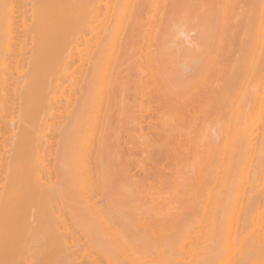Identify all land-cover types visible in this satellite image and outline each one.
<instances>
[{
    "label": "bare ground",
    "instance_id": "6f19581e",
    "mask_svg": "<svg viewBox=\"0 0 264 264\" xmlns=\"http://www.w3.org/2000/svg\"><path fill=\"white\" fill-rule=\"evenodd\" d=\"M263 69L264 0H0V264H264Z\"/></svg>",
    "mask_w": 264,
    "mask_h": 264
},
{
    "label": "rangeland",
    "instance_id": "374dc122",
    "mask_svg": "<svg viewBox=\"0 0 264 264\" xmlns=\"http://www.w3.org/2000/svg\"><path fill=\"white\" fill-rule=\"evenodd\" d=\"M138 41H139V40H138ZM139 43H141V42H138V44H139ZM139 45H140V47H142V44H139ZM81 47H82V46H81ZM83 48H85V46H83ZM168 58H169V57H168ZM134 59H135V56H134V55L131 56L130 58H126L125 62H126L127 60H128V61H127L126 63H124L125 65H123L122 67H125V66H128L129 64H132L133 61L135 62ZM164 60H166V59L163 58L162 60H160V61H161V62H159V65H160L159 67H160V68H163V67L168 66V65L170 64V62H171L170 58L167 59V61L169 60L170 62H166V61H164ZM242 60L244 61V62H243V66H241V65H242ZM136 61H137V59H136ZM162 62H163V65L161 64ZM244 64H246V61H245V59L242 58L241 61L238 62V65H237V66L243 67V70H245V69H246V66H245ZM195 66H196V67H195ZM198 67H199L198 64L195 63V64H194V67L191 66V67L188 69V71H185V70H184L183 73H192V71H193V73H198V72H199V73H202V72H201L202 69L200 68V70L198 71V69H199ZM196 68H197V70L194 71V69H196ZM241 70H242V69L239 68V71H241ZM243 70H242V73L244 72ZM72 71H73V70H72ZM72 71H71V72H72ZM77 71H78V70H76L75 72L73 71V72H74V73H78L79 71H78V72H77ZM202 71L205 72V70H202ZM239 71H238V69H237V71L234 70V72L232 71V73H236V72H239ZM259 71H260V73H261V71H262V73H264V69H263V70H259ZM259 71H258V73H259ZM73 72H72V73H73ZM228 72H230V71H227V73H228ZM254 72H255V71H254ZM79 73H80V72H79ZM81 73H82V72H81ZM230 73H231V72H230ZM132 74H134V76H133V75L131 76L132 79H134V77H135V79H137V80L140 79V78L144 75V73H143V74L141 73L142 75H141V77H140V76H139L140 74H138V73H132ZM139 77H140V78H139ZM132 79H131V81L133 82ZM258 81H259V79H258ZM132 82H131V83H132ZM258 83H259V82H258ZM260 85H261V84H260ZM260 85L255 83V87H254V88H253V86H252L251 88H249V87H247V89L245 88L246 90L243 89L244 91H243V93H242V95H241L242 98H243V100H242V98H241V101L239 102L240 98H239V97L236 98V99L233 101L234 106L236 107V105H238V103H239V104L241 103L242 107H245V106H246L248 110H251V109L255 106V105H254L255 102L259 101V100H257V99H259V95H262V94H260V93H262L263 89H262V87H261ZM248 88H249V89H248ZM254 89H255V90H254ZM252 90H253V91H252ZM257 90H258V91H257ZM245 91H246V92H245ZM248 91H249V92H248ZM255 91L258 92V93H256V94H258V97H257L256 100L253 99L254 96H255V94H254ZM252 92H253V93H252ZM249 93H250V95H249ZM243 94H244V95H243ZM248 95H249V96H248ZM252 97H253V98H252ZM244 98H245L246 100H244ZM260 98H261V96H260ZM65 100H66V99H65ZM74 100H75V96L73 95V101H74ZM130 100H133V99L131 98ZM237 100H238V101H237ZM254 100H255V101H254ZM63 101H64V99H62V102H63ZM236 101H237L238 103H237ZM242 101H243V102H242ZM235 102H236V103H235ZM245 102H246V103H245ZM133 103H136V105H134ZM133 105H134V107H133ZM137 106H138V107H137ZM125 107L127 108V110H126L125 113L123 114L124 117H130L131 115H132V117H134V116H137V117H138L140 113H142V115H146V114H147V112L145 113V112H143V111L140 110V109H141L140 105H139L137 102H134V100L132 101V105L130 106L129 109H128L129 106L125 105ZM135 107H136V108H135ZM139 107H140V108H139ZM246 107H245V108H246ZM72 108H73V107H72ZM134 108H135V109H134ZM70 109H71V107H70ZM136 109H137V112H136ZM138 109H139V111H138ZM128 110H129V112H128ZM131 110H132V111H131ZM130 111H131V112H130ZM254 111H255V110H254ZM126 112H127V113H126ZM139 112H140V113H139ZM63 113H64V111H63ZM63 113H62V114H63ZM65 113H66V112H65ZM65 113H64V115H65ZM68 113H69V112H68ZM133 113H135V115H134ZM138 113H139V114H138ZM143 113H144V114H143ZM127 115H128V116H127ZM129 115H130V116H129ZM140 116H141V114H140ZM64 117H66V116H64ZM132 117H131V119H132ZM139 118H140V117H139ZM259 118H260V117H259ZM211 125H212V129H213V128H214L213 126L215 125V122L213 121V124H212V122H211L210 126H211ZM217 125H218V124H217ZM255 125H256V132H257V133H256V135H257L256 138H258V140H260V136L262 135L261 132H263V126H264V121H263V117H262V116H261L260 120H258L257 118L255 119ZM260 125H261V126H260ZM130 127H131V125H130ZM132 127H133V126H132ZM138 127H139V125H138ZM215 128H216V129H215ZM215 128H214V131L216 132V135H215V132L212 133L213 130H212L211 132L208 131V132H209L208 135H211V133H212V135H214V136H218L217 132L220 131V130H219V127L216 126ZM217 128H218V129H217ZM261 128H262V129H261ZM139 129H140V128H139ZM139 129L137 130V127H136L135 132L138 131V133H139V135H140L141 132L139 131ZM136 130H137V131H136ZM210 130H211V129H210ZM133 131H134V130H133ZM133 131H132L131 133H133ZM129 133H130V132H128L127 136L131 134V133H130V134H129ZM138 133H133V135H134V134H135V135H136V134L138 135ZM259 134H260V135H259ZM133 135L131 134V136H133ZM212 135H211V137H212ZM258 135H259V136H258ZM214 136L212 137V139L215 138ZM128 137H129V136H128ZM209 138H210V136H209ZM218 138H219V137H218ZM218 138H217V139H218ZM125 149H127V148H125ZM138 172H139V174H138ZM136 173H137L138 175L141 174L140 171H137ZM99 203H100V202H99ZM228 210H229V209L224 210V211H223V210H221V211L218 210V212H216V213H217V214H216L217 217L221 214L220 217H218V218L216 219V222H218V229H220V226L222 225L221 222H223V227L221 226V228H223V229H225V228H224L225 226H228V227H229L230 224H232V223L234 224V222H235V220H236V215H235V213H234V215H235V219H234V222L231 223L229 220L233 221L232 218H234V216L232 217L233 213H232L230 210H229V213H228V212H225V211H228ZM230 212H231V214H230ZM197 213H198V215H197V214H193V217H192V215H191L192 219H190V217H188L191 221L188 220V221L190 222V224H189V222L187 221V222H188V224H187V227H188V228H187V229H189V228H191V229H193V230L196 229V228H197V229H200V225H197V223H198V224L201 223L202 226H203L206 222H208L207 218H208L209 221H211V222H213V220H214L213 218L211 219V216H210L211 214L206 215V217H205V215L203 216V214H202L201 212H197ZM225 213H226V214H225ZM218 214H219V215H218ZM222 214H223V217H222ZM229 214H230V216H229ZM194 215H195V216H194ZM199 215H200V217H199ZM212 215H215V214H212ZM227 215H228V217H227ZM195 217H196V218H195ZM197 217H198V219H197ZM212 217H214V216H212ZM188 218H187V219H188ZM194 218H195V219H194ZM199 218H200V219H199ZM205 218H206V219H205ZM215 218H216V217H215ZM222 218H223V220H225V222H226V219L228 218V221H229L228 225H225V226H224V221L221 220ZM229 218H230V219H229ZM182 219H183V218H182ZM210 219H211V220H210ZM199 220H201V221H199ZM204 220H205V223L203 222ZM206 220H207V221H206ZM218 220H219V221H218ZM180 222H181V219L179 218V222H178V224H179ZM182 222H184V221H182ZM192 222H193V223H192ZM194 222H196V224H195ZM202 222H203L204 224H203ZM185 223H186V222H185ZM214 223H215V220H214ZM226 223H227V222H226ZM226 223H225V224H226ZM220 224H221V225H220ZM180 225H181L183 228H184V227L186 228V225L184 226V223H183V225H182V223L179 224V225H177V227L179 228ZM205 225L208 226V225H209V222H208V224L206 223ZM210 225H211V224H210ZM210 225H209V227H210ZM189 226H193V227L195 226V227L192 228V227H189ZM198 226H199V228H198ZM178 228H177V230H178ZM201 228H202V227H201ZM210 228H211V227H210ZM197 229L194 230V233H195V234H199V233H200V232L196 233V232L198 231ZM206 229H209V228L207 227ZM179 230H180V229H179ZM185 230H186V229H185ZM200 230H201V229H200ZM182 231H184V230H181V232H182ZM201 231H202V230H201ZM180 236H181V234H180ZM176 238H178V237L176 236ZM177 240H179V239H177ZM177 240H176V242H177ZM202 244H204V242H203V243H202V242H201V243L198 242V243H197V246L202 245ZM177 245H179V243H178ZM222 246H223V245H222ZM177 248H178V247H177ZM197 248H198V251L200 252V250H199L200 247H196L195 250H194V253H193V254H195V251L197 250ZM184 250H185V248H184ZM187 250H188V249H187ZM187 250H185V251H182V250H181L182 253H179V252H181V251H180V249H179V251H178V249H177V251H178V256H177V257H178V259H180L184 254H188ZM219 250H220V249H219ZM221 250H222V251H223V250L226 251L224 248H221ZM177 251H175V253H174L175 255H176V252H177ZM191 251H193V249L189 250V252H191ZM224 251H223V252H224ZM184 252H185V253H184ZM196 252H197V251H196ZM219 253H221V251H219ZM229 253H230V252H229ZM229 253H228V255H224V256H222V259H223V257H224V260L230 258ZM174 254H173V255H174ZM222 254H223V253H221V255H222ZM195 255L198 256V255H200V254L196 253ZM230 255H231V254H230ZM197 256H196V257H197ZM217 256H219L218 259L220 260V257H221V256H220V255H217ZM225 256H229V257H225ZM177 257L175 256V258H177ZM184 257L186 258L185 255L183 256V258H184ZM194 260H196V259H194ZM197 260H199V256H198V259H197ZM216 261H218V260L216 259ZM218 262H219V261H218Z\"/></svg>",
    "mask_w": 264,
    "mask_h": 264
}]
</instances>
